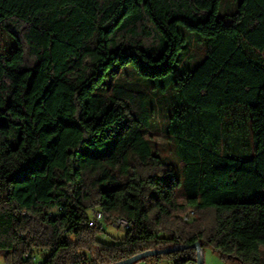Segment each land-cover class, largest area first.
Listing matches in <instances>:
<instances>
[{
  "label": "trees",
  "instance_id": "1",
  "mask_svg": "<svg viewBox=\"0 0 264 264\" xmlns=\"http://www.w3.org/2000/svg\"><path fill=\"white\" fill-rule=\"evenodd\" d=\"M219 1L0 0L17 40L0 54L4 264H111L195 242L264 264V0L223 13ZM182 29L205 45L190 67ZM129 65L170 93L162 134L180 176L151 143L152 101ZM117 217L133 226L107 242ZM196 257L189 246L133 264Z\"/></svg>",
  "mask_w": 264,
  "mask_h": 264
},
{
  "label": "rangeland",
  "instance_id": "2",
  "mask_svg": "<svg viewBox=\"0 0 264 264\" xmlns=\"http://www.w3.org/2000/svg\"><path fill=\"white\" fill-rule=\"evenodd\" d=\"M240 0H220L219 1V10L220 12H226V11H232L234 10ZM184 34L187 37H190V44L189 47H185L181 51V57L184 55V52L187 51V54H192V58L188 59L189 57L187 54L184 56V61H190L194 62L192 64H185L181 63V66L185 67H190L196 64L201 60L204 54L205 50V45L204 41H196L194 37H197L198 39V34L193 33L190 31H187L185 29H182ZM194 36V37H191ZM17 44L16 37L12 35L10 32H8L6 29L0 26V54H9ZM127 70L130 71L128 73L129 78H126V81L131 84H135L136 86H140L141 88H145V90L148 92L152 104L151 106L154 109V121H153V126L151 127L149 133L150 135V140L152 145L161 153L162 156H165L172 164L173 170L177 176L182 175V170L178 161V158L176 156V144L175 141L165 137L162 134V128L164 127L166 123V118L168 116L169 112V96L170 93H161L158 91H152L147 88L146 83H148L147 79L140 76L139 74L135 73L132 70V67L129 65L126 67ZM123 78V76H121ZM111 79H116L114 78L111 74L106 77V81H110ZM125 81V80H124ZM171 89L169 88L168 91ZM98 91H104V87L101 89H98ZM161 93V94H160ZM192 210L189 209L188 212L182 214V218L186 221H192L194 218V212H191ZM105 231L102 232L103 239L107 242L112 241V237H117L121 238L125 235V229L122 227H116L113 226V224L105 225L104 227ZM261 249L264 250V244L261 245ZM202 254H203V264H238L234 260H228L219 257L211 248L205 247L204 250L202 249ZM0 264L3 263V258L0 255ZM135 264H171V261L167 259H162L160 261H155L152 258H149L147 260H141Z\"/></svg>",
  "mask_w": 264,
  "mask_h": 264
},
{
  "label": "water",
  "instance_id": "3",
  "mask_svg": "<svg viewBox=\"0 0 264 264\" xmlns=\"http://www.w3.org/2000/svg\"><path fill=\"white\" fill-rule=\"evenodd\" d=\"M193 247L197 250V257H196V264H203V254L202 249L199 242H195L192 245H179V246H173V247H167V248H161V249H149L140 253H137L135 255H132L130 257H127L125 259L119 260L117 262L111 263V264H133L137 260L141 258H145L147 256H154L159 253H167L176 249L181 248H187V247Z\"/></svg>",
  "mask_w": 264,
  "mask_h": 264
},
{
  "label": "built area",
  "instance_id": "4",
  "mask_svg": "<svg viewBox=\"0 0 264 264\" xmlns=\"http://www.w3.org/2000/svg\"><path fill=\"white\" fill-rule=\"evenodd\" d=\"M102 221H103V213L97 209H93L90 215L89 225L96 226L99 225ZM112 224L113 226L122 227L123 229L127 230L133 226V221L127 220L125 218L117 217L116 219H114V222ZM194 264H196V261Z\"/></svg>",
  "mask_w": 264,
  "mask_h": 264
}]
</instances>
